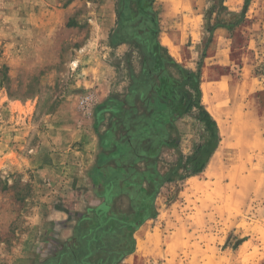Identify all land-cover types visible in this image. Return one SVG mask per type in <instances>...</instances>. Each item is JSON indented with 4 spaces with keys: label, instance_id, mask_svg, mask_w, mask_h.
<instances>
[{
    "label": "rangeland",
    "instance_id": "374dc122",
    "mask_svg": "<svg viewBox=\"0 0 264 264\" xmlns=\"http://www.w3.org/2000/svg\"><path fill=\"white\" fill-rule=\"evenodd\" d=\"M167 1L155 0L153 5L159 26L178 28L184 60L180 64L199 70L204 106L209 105L206 89L232 135L230 141L235 143V138L242 146L238 143L237 154L227 148L220 155L213 153L199 174L165 183L154 200L157 215L134 231L135 247L143 232L140 259L126 255L117 264H264V0H250L244 14V0H188L197 10V30L188 41L193 9L189 6L181 20L168 15L165 22L161 13ZM149 23L133 0H0V264H38L52 248V237L71 235L77 208L96 204V193L104 190L100 181L86 177L91 163H82L86 169L81 170L79 141L64 125L74 122V106L82 111L90 107L87 95L85 104L77 105L92 89L79 82L81 67L98 65V70L81 74L93 80L99 75L101 88H112L110 94H126L133 84L143 89L149 104L138 100L134 114L126 105L129 120L143 113L160 125L161 103L174 112L182 108L176 98L181 86L167 83L165 102L146 88L142 46L110 45L112 35L133 40L147 35ZM216 27L224 29L222 39L210 44L207 53ZM166 74L178 76L172 63ZM236 105L241 117L247 114L253 123L246 142L233 125ZM110 118L106 116L101 131ZM171 123L178 133L170 124L164 129L169 142L178 139V147L160 149L154 159L160 172L179 152L187 155L209 138L196 110ZM155 128L157 137L160 128ZM218 133L217 151L227 143L219 127ZM113 204L119 212H131L123 191ZM110 230L98 233L102 239L97 247ZM119 238L116 233L111 241L116 250Z\"/></svg>",
    "mask_w": 264,
    "mask_h": 264
},
{
    "label": "trees",
    "instance_id": "16d2710c",
    "mask_svg": "<svg viewBox=\"0 0 264 264\" xmlns=\"http://www.w3.org/2000/svg\"><path fill=\"white\" fill-rule=\"evenodd\" d=\"M133 1L140 14L151 22L147 26L148 34L138 37V39L134 38V40L128 39L125 35L121 38L118 37V34L112 35L111 37L115 41L111 40L110 45L117 46L125 43L136 47V49L142 46L144 51L142 71L147 77L146 88L153 89L156 92L157 100L161 99L165 102L164 90L167 83L173 82L175 87L181 86V93L177 94L176 98L178 107L180 105L182 108L180 111L174 112L173 108L170 109L165 103H161L159 115L164 118V122L160 125H158L157 119L150 120V116L145 118L143 113L137 114L135 119L129 120V116L124 111L126 105L131 110L133 109L131 113L134 114L138 113L136 107L138 100L149 104L146 99L144 100L143 89H139L137 84L131 85L130 92L126 94L111 93L96 108V125L101 124L107 115H110L111 122L107 128L98 132L99 152L90 173L95 181H100L104 189L101 194L105 196L107 202L105 211L106 213L109 211V214L106 215L108 222L106 226L111 230L105 242L98 246L95 252L92 250V253L100 254L93 264H117L124 256L133 253L135 250L133 233L146 220L157 215L154 200L160 188L165 183L172 181L174 177L184 179L203 172L219 142L217 123L201 99L199 70L194 71L175 61L167 49L159 43V18L153 7L155 0ZM249 2L250 0H244L242 14L245 13ZM118 15L121 16L120 11H118ZM163 52L168 54L165 55ZM170 63L173 64L178 76H166L167 65ZM136 80L133 79V83ZM138 81L140 82V80ZM142 86L145 84L142 83ZM188 86L194 92L186 89ZM193 110H196L197 119L204 124L205 129L209 132V138L198 143L187 155L179 152L176 161L165 172H160L154 162L160 149L163 146L178 147V139L176 138L172 143L169 142V136L164 128L170 124L174 132L178 133L175 124L171 121L179 118L181 114ZM155 126L160 128L158 132L160 134L157 137L153 132ZM141 162L144 163L143 167L139 166ZM132 189L135 190V193L131 191ZM122 191L129 198L130 213L119 212L110 203L111 199ZM110 222L113 223V226H110ZM116 233H119L118 241L121 242L119 250L114 249L116 244L111 245Z\"/></svg>",
    "mask_w": 264,
    "mask_h": 264
},
{
    "label": "crops",
    "instance_id": "0c3cea01",
    "mask_svg": "<svg viewBox=\"0 0 264 264\" xmlns=\"http://www.w3.org/2000/svg\"><path fill=\"white\" fill-rule=\"evenodd\" d=\"M194 5L195 4H193V1L189 2L188 0H169V1H167L164 4L163 11L161 13L162 21L166 22V21L169 20V16L170 15H176L177 16V20L178 19L181 20V17L185 14V10L189 6L193 9V15H192L193 24H192V27H191V31H189V28H188L186 41H188L189 35H192V37H193L195 35L194 32H196V30H197V28H196L197 27V23H196L197 22V18H196L197 10L195 9ZM178 27H180V26L178 25ZM160 28L161 29H160V31L158 33V41H159V43L163 47H165L167 49L168 53L176 61L181 63L182 61H184L183 60V55H182L183 48L180 46V40H181V36H182L181 33L179 32L178 28L173 27V24H171L170 27H166L164 30H162L163 27L161 25H160ZM223 33H224V29L222 27H216L213 30L212 41H210L211 43L209 42L207 47H206V52L207 53L210 50V44L211 45H215L216 43H218L219 40L222 39ZM95 70H98V65H97V67H95V63L94 64H88L87 66L85 65L84 67L80 68V77H81V79L79 80V82L80 83H84L87 87H89V86L91 87L92 86V89H90L88 91L89 93L83 94V95H81L79 97L77 105H79L80 101L83 100V97L87 95L89 97L88 99L91 100V103L89 105L90 107L87 108L86 110L82 111V109H80V108H79L80 110H77L76 107L74 106V110H75V114H74L75 120H74V122L73 123H71V122L68 123L67 122L66 124H64V125L68 126L69 129H71L72 133L75 134V139H77L79 141V144L77 145L76 150H77V153L79 155L78 158L80 159L81 170L83 172L86 169V168L82 167L83 164L91 163L90 165H93L95 160H96V158H97V154L99 152L98 132L101 130L100 127L102 126V123L99 124V125H96L95 121L93 120L91 122L92 128L90 129L88 127V122H90L92 118H95V110H96V108L108 98V96L110 95V92L112 91V88L111 89L110 88L109 89L101 88V85L103 83H100V81H99L100 76L99 75L97 76L96 74H94L95 79L93 80L91 78H86V77H84L81 74V73L86 72V71L89 72V71H95ZM109 84H110L109 86H111L110 82H109ZM80 89H81L80 91H82L80 93H83L84 89L83 88H80ZM63 103H67V102L64 101ZM73 105H75V104H73ZM58 111L60 112V110H58ZM93 158H94V160H93ZM92 160L94 161L93 163L91 162ZM90 165H88V166H90ZM91 167L92 166H90V169H91ZM86 177L89 180L95 181L93 179V177L91 176L90 170L88 171ZM77 186L78 185H76V187ZM96 197H97V203L94 204V205H91V204L87 203V206H85V208L98 206L99 203L101 202V198L98 195V193H96ZM113 208H115V206H113ZM76 211L80 212V211H83V209L82 208H77ZM138 229H140V227ZM138 229L135 230V233H136V231H138ZM135 233H133L134 236L136 235ZM136 247H137V241H136ZM132 254L133 253H131V254L127 255V256H130Z\"/></svg>",
    "mask_w": 264,
    "mask_h": 264
},
{
    "label": "flooded vegetation",
    "instance_id": "af4514ba",
    "mask_svg": "<svg viewBox=\"0 0 264 264\" xmlns=\"http://www.w3.org/2000/svg\"><path fill=\"white\" fill-rule=\"evenodd\" d=\"M107 194V193H106ZM101 202L96 207H87L75 214L76 220L70 226L71 235L59 240L50 239L52 248L38 264H93L100 254H94L97 243L102 239L98 233L108 224L106 215L105 196L98 193ZM114 206V198L110 202ZM93 250V251H92ZM92 261V262H91Z\"/></svg>",
    "mask_w": 264,
    "mask_h": 264
},
{
    "label": "bare ground",
    "instance_id": "6f19581e",
    "mask_svg": "<svg viewBox=\"0 0 264 264\" xmlns=\"http://www.w3.org/2000/svg\"><path fill=\"white\" fill-rule=\"evenodd\" d=\"M177 5V4H176ZM168 42V41H167ZM166 42V43H167ZM170 43V42H169ZM201 88H204L205 89V84L203 83L202 84V87ZM206 90V89H205ZM204 90V98L205 100L208 101L209 105L207 107V110L209 111V113L212 115V117L215 119L218 127H219V130H220V133L224 136H226L227 138V143L225 144V146L222 147V150L221 149H218V151L216 150L214 153H215V156L216 155H220V153L225 149L227 148V151H237L235 150V148L237 147L238 148V143H239V146H242L241 142H238L237 139L234 138V140H236L235 143L231 142V137L232 135H228V131L224 129L223 127V124H222V120H221V114L220 112L217 111V109L215 108V104L213 103L214 101L211 100H208L207 99V96H206V91ZM234 115H235V118H234V122H233V125L237 128H239L238 130L241 129L242 133L240 134V138L242 139V141L246 142L248 140H250V134H249V131L247 130L248 127H249V124L253 126V123H249L250 122V116H248L247 114L244 115V118L241 117V114H240V109H239V106H235V111H234ZM252 117V116H251ZM233 126V127H234ZM250 126V127H252ZM232 127V126H231ZM231 130V129H230ZM229 130V132H230ZM237 135V134H235ZM234 136V134H233ZM239 138V139H240ZM241 141V140H240ZM223 142V141H222ZM253 142V140H252ZM237 143V144H236ZM237 154V153H235ZM237 167V166H236ZM140 231V230H139ZM143 231V230H142ZM143 233V232H141ZM141 233L139 232L138 235H137V247H136V250L133 252L134 255H136V260H139L140 259V255L141 253H143V247L145 244H143V240H142V235Z\"/></svg>",
    "mask_w": 264,
    "mask_h": 264
},
{
    "label": "built area",
    "instance_id": "2783aa9c",
    "mask_svg": "<svg viewBox=\"0 0 264 264\" xmlns=\"http://www.w3.org/2000/svg\"><path fill=\"white\" fill-rule=\"evenodd\" d=\"M85 104V101L84 100H82V105H84Z\"/></svg>",
    "mask_w": 264,
    "mask_h": 264
}]
</instances>
